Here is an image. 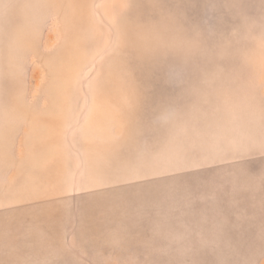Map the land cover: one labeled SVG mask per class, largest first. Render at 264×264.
<instances>
[{"label": "rangeland", "instance_id": "rangeland-1", "mask_svg": "<svg viewBox=\"0 0 264 264\" xmlns=\"http://www.w3.org/2000/svg\"><path fill=\"white\" fill-rule=\"evenodd\" d=\"M0 264H264V0H0Z\"/></svg>", "mask_w": 264, "mask_h": 264}]
</instances>
